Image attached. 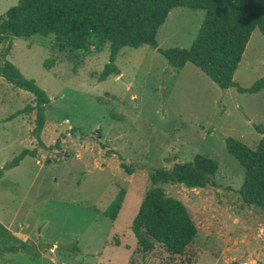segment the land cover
I'll use <instances>...</instances> for the list:
<instances>
[{
    "label": "rangeland",
    "instance_id": "374dc122",
    "mask_svg": "<svg viewBox=\"0 0 264 264\" xmlns=\"http://www.w3.org/2000/svg\"><path fill=\"white\" fill-rule=\"evenodd\" d=\"M254 1L264 8V0ZM16 3L0 0V15ZM203 16L201 9L170 10L156 33L158 46L190 47ZM9 41L4 59L49 102L34 135L35 109L11 117L33 106V95L0 76V168L22 149H38L0 176V223L33 241L34 252L0 250V264H264V212L243 201L244 168L226 146L233 138L253 149L264 137V89H221L194 64L172 67L147 44L121 48L120 74L98 80L109 60L106 42L93 39L84 51L60 49L53 35ZM262 75L264 34L255 29L233 79L249 87ZM196 154L218 162L213 181L162 185L186 206L197 228L193 242L182 256L160 244L142 253L130 226L150 188L149 173ZM119 187L126 194L112 221L102 211Z\"/></svg>",
    "mask_w": 264,
    "mask_h": 264
},
{
    "label": "trees",
    "instance_id": "16d2710c",
    "mask_svg": "<svg viewBox=\"0 0 264 264\" xmlns=\"http://www.w3.org/2000/svg\"><path fill=\"white\" fill-rule=\"evenodd\" d=\"M176 7L204 11L195 38L188 48L159 47L156 33L170 10ZM255 29L264 34V8L254 0H17L0 15V44L7 42L0 52L3 58L0 76L13 87L30 92L34 105L16 111L11 117L35 109L36 135L44 126V105L49 102L44 90L4 59L10 51L8 40L12 37L53 35L60 49L84 51L93 39L106 42L109 60L98 80L120 74L115 60L121 48L147 44L161 53L172 67L182 68L187 62L194 64L221 89L234 87L239 92L257 93L264 89V75L249 87H241L233 79ZM37 141L43 146L39 138ZM58 145L55 142L52 147ZM226 146L244 168L239 190L243 201L264 212V137L253 149L233 138L226 139ZM36 154L35 147L22 149L0 168V176L4 170L17 166L25 156ZM120 166L128 174L133 172L124 162H120ZM217 169L215 159L196 154L191 161L175 162L171 168H157L149 173L150 188L130 226L139 251L151 252L156 244H160L170 256L185 254L197 228L184 203L168 196L162 185L179 183L188 188L204 187L213 181ZM125 194L126 189L119 187L102 214L112 221L117 219ZM34 248L33 241L19 238L0 223L1 251L33 253Z\"/></svg>",
    "mask_w": 264,
    "mask_h": 264
},
{
    "label": "crops",
    "instance_id": "0c3cea01",
    "mask_svg": "<svg viewBox=\"0 0 264 264\" xmlns=\"http://www.w3.org/2000/svg\"><path fill=\"white\" fill-rule=\"evenodd\" d=\"M31 140L33 141V139H31ZM32 144H33V143H32ZM37 153H38V149H37ZM24 158H25V157H24ZM22 160H23V159H22ZM5 227H6V226H5ZM6 228H7V227H6ZM7 229H8V228H7ZM8 230H9V229H8ZM9 231H10V230H9ZM11 233H12V232H11ZM14 233H15V234H14ZM14 233H12V234H14V235H16V236L18 235V234H17L18 232H14ZM18 237H19V236H18ZM19 238H20V237H19ZM21 239H22V238H21ZM25 240H26V239H25Z\"/></svg>",
    "mask_w": 264,
    "mask_h": 264
},
{
    "label": "water",
    "instance_id": "95a60500",
    "mask_svg": "<svg viewBox=\"0 0 264 264\" xmlns=\"http://www.w3.org/2000/svg\"><path fill=\"white\" fill-rule=\"evenodd\" d=\"M233 264H238V262H234Z\"/></svg>",
    "mask_w": 264,
    "mask_h": 264
}]
</instances>
